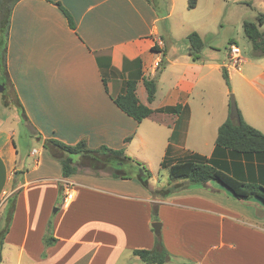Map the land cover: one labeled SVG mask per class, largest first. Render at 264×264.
<instances>
[{
    "label": "crops",
    "instance_id": "obj_1",
    "mask_svg": "<svg viewBox=\"0 0 264 264\" xmlns=\"http://www.w3.org/2000/svg\"><path fill=\"white\" fill-rule=\"evenodd\" d=\"M163 19L153 0H19L13 7L0 44V83L14 94L27 129L20 150L19 122L10 129L1 124L5 117L0 122V264H126L140 261L133 251L152 249L155 236L174 258L166 264H264L260 201L237 200L215 182L153 197L160 180L149 163L168 169L197 154L227 163L239 179L264 184V154L204 147L202 136L226 120L225 104L216 113L207 90L223 67L242 119L264 135V58H241L235 70L226 64L228 54L226 60L204 54L195 61L189 51L166 57L158 28ZM161 62L155 99L148 103L137 88ZM128 80L136 81L139 102L152 110L140 123L113 102ZM46 139L84 141L89 149L105 146L147 162L148 188L106 174L63 178L43 146ZM153 208L159 235L151 228ZM49 223L55 243L47 247Z\"/></svg>",
    "mask_w": 264,
    "mask_h": 264
},
{
    "label": "trees",
    "instance_id": "obj_2",
    "mask_svg": "<svg viewBox=\"0 0 264 264\" xmlns=\"http://www.w3.org/2000/svg\"><path fill=\"white\" fill-rule=\"evenodd\" d=\"M19 0H0V32L8 35L9 21L13 7ZM147 1V0H146ZM197 0H188V9L196 6ZM57 6L65 15L71 30H75V24L69 13L59 4ZM264 24V15L257 17V23L244 22L243 32L249 41L252 49L253 58L264 57V30H260ZM189 45V55L193 60H198L204 44L200 36L193 32L187 36ZM164 67V62L159 63L158 74ZM0 68L5 69L4 56L0 57ZM222 75L226 85H229V78L226 69H222ZM143 86L147 94L148 103L155 99L157 85L156 80L143 78ZM115 105L127 116L140 123L152 114V110L139 102L136 96V81L128 80L125 82L124 92L113 98ZM178 106L171 108V111L177 112ZM239 122L227 119L217 130L215 147L217 150L227 151L232 155L252 156L255 154H264V135L249 126L242 119L237 109ZM37 137L40 135L37 134ZM129 140V139H128ZM127 140V141H128ZM44 148L56 159L61 166L63 178H68L78 173L88 172L89 175L99 177L102 173L111 178L130 179L135 178L141 184L148 188L150 173L140 163L127 157L122 151L111 150L105 146L97 149H89L84 141L75 145H67L55 139L43 140ZM164 166V162L161 164ZM141 168L142 174L138 172ZM229 165L212 159H207L197 154L189 155L186 160L177 162L168 167V181L166 186L152 191L153 197L165 198L169 195L182 190L193 189L197 187H206L207 183L215 182L228 190L232 196L240 201L256 199L264 205V184H258L254 181H244L238 176L228 172ZM234 170L236 165L233 164ZM152 218L158 222L156 208H153ZM44 245L50 246L55 243L51 236V224L47 225ZM2 238L0 239V248ZM136 256L144 264H166L173 261L171 256L161 242L160 236H155L154 247L150 250H134Z\"/></svg>",
    "mask_w": 264,
    "mask_h": 264
},
{
    "label": "rangeland",
    "instance_id": "obj_3",
    "mask_svg": "<svg viewBox=\"0 0 264 264\" xmlns=\"http://www.w3.org/2000/svg\"><path fill=\"white\" fill-rule=\"evenodd\" d=\"M153 2L159 11V14L164 17V19L159 22L158 28L160 36L164 41L165 47L163 54H165L166 57L172 58L173 54L187 53L189 51L187 36L195 32L200 36L204 44L199 53L200 58H204V54H210L211 57L215 56L220 60H226L231 45H234L240 50L241 58L255 59L252 55L251 45L243 32V23H257L258 15H264V0H198L196 7L193 9H188V0H153ZM169 13L170 15L168 16ZM259 28L260 30H264V24ZM4 36L5 32H0V44H2ZM228 60L229 59H227L226 62L227 65L229 63ZM245 65L246 63L242 65L243 70ZM223 68L212 74V81L209 82L207 88L210 94V102H208V105L217 113L218 109L224 103L226 108V118L224 119L227 120L230 119V96L232 95L234 97L236 105L237 100L235 93L232 91L230 81L228 80L229 85H226L225 83L222 75ZM161 71H163V69ZM2 72L3 70L0 68V75L3 74ZM157 72L153 77L156 82L160 77V73L158 74ZM0 85H2V83H0ZM221 92H224V96L221 95ZM137 96L141 100H144L146 97V92L142 85H139L137 88ZM3 117H5L4 119H6V122L5 124L4 122L1 124L5 125L8 129L14 127V124L19 122L17 128H15V130L18 131L17 136H15V142L21 150L24 148L21 134H24L27 125L22 119L21 110L10 89H5L3 92H0V122ZM226 120L223 121L225 122ZM217 129L203 130L202 136L203 142L205 143L204 147L207 146V144L211 147L215 143ZM20 131L21 133L19 134ZM149 161L152 171L160 180L159 185L155 189L166 186L168 173L165 169L167 168L161 169L157 166L158 162L153 159ZM180 161L183 160L179 159L178 162ZM138 163H140L141 166L143 164V167L146 170H149L147 162L144 163L139 161ZM140 171L142 172L141 168H138L139 173ZM102 174L105 175L104 173ZM260 210L261 209H259V211ZM259 211L257 210V212ZM167 214V217L171 214V211L168 209ZM125 263L144 264L140 261Z\"/></svg>",
    "mask_w": 264,
    "mask_h": 264
},
{
    "label": "built area",
    "instance_id": "obj_4",
    "mask_svg": "<svg viewBox=\"0 0 264 264\" xmlns=\"http://www.w3.org/2000/svg\"><path fill=\"white\" fill-rule=\"evenodd\" d=\"M228 59H229V63L228 65L231 66L233 69L235 70H239L240 69V65H241V56H240V50L234 46L231 45L230 49H229V53H228ZM159 63L156 65L158 67ZM71 200V194H66L63 202L64 203H68Z\"/></svg>",
    "mask_w": 264,
    "mask_h": 264
},
{
    "label": "water",
    "instance_id": "obj_5",
    "mask_svg": "<svg viewBox=\"0 0 264 264\" xmlns=\"http://www.w3.org/2000/svg\"><path fill=\"white\" fill-rule=\"evenodd\" d=\"M3 90H4V86L0 85V92H3ZM229 118L231 121L239 122V116L237 114V106L234 97L232 95L230 96V103H229ZM140 174H142L141 171ZM151 228L155 235L160 234L161 224L159 222L152 223Z\"/></svg>",
    "mask_w": 264,
    "mask_h": 264
}]
</instances>
